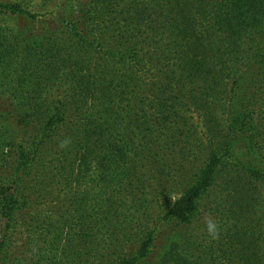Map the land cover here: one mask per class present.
Segmentation results:
<instances>
[{"label":"trees","instance_id":"obj_1","mask_svg":"<svg viewBox=\"0 0 264 264\" xmlns=\"http://www.w3.org/2000/svg\"><path fill=\"white\" fill-rule=\"evenodd\" d=\"M147 2L92 0L75 11L73 0H60L38 16L32 0H0L8 18L61 23L50 35L25 32V52L0 18V96L15 97L11 77L23 82L22 58L34 79L59 68L73 84L62 101L38 102L34 92L9 111L30 131L19 143L14 129L0 140L11 168L0 175V264H12L24 189L16 178L38 163L43 195L60 190L80 205L76 237H53L65 250L77 244L86 257L109 242L111 264H137L150 242L124 252L119 202L146 201L145 175L154 170L168 216L221 223L212 222L217 246L196 235L200 245L184 264L218 256L219 264H264V0ZM94 200L104 205L90 217L83 204Z\"/></svg>","mask_w":264,"mask_h":264},{"label":"rangeland","instance_id":"obj_2","mask_svg":"<svg viewBox=\"0 0 264 264\" xmlns=\"http://www.w3.org/2000/svg\"><path fill=\"white\" fill-rule=\"evenodd\" d=\"M2 1L16 2L19 0ZM59 1L32 0L33 5L29 10L39 16L45 9L52 12L55 4H58ZM91 1L73 0L71 4L73 9L78 11L91 3ZM150 3H152V0L147 2L148 5ZM153 6L155 7L156 5ZM55 11L56 16L54 14L53 17H57V14L59 15L60 13V10L55 9ZM0 18L4 19L3 24H6L5 29L7 32L15 35L14 44H19L23 47L24 51L26 43L22 40L25 32L31 34L33 29L36 28L35 34L38 30H41L43 35H50L57 31L56 27L61 24L59 19L43 23H33L30 21L32 23L30 24V22L27 23V21L22 19H11L2 14H0ZM23 61V58L22 60H17V69H21L22 73L25 74L24 77L21 75L23 82L18 83L17 80H14V75L11 77L10 89L15 93L16 98L12 96L11 98L3 99L0 96V140L9 138L10 133L8 131L14 129L16 131L15 134L13 133L14 140L19 143L21 135H23L22 133L30 131V128H28L30 125L29 121L15 120L10 115L11 113H9L11 109H14L15 105H18L22 101V98H18L17 96L32 97L33 93L36 92V100L38 102H43L44 100L48 102L62 101L66 90L73 85L69 84L72 82V79H66L59 68L54 70V74L50 78H47L48 73L43 71L41 73L46 75L43 81L34 79L29 67H26V64L22 65ZM13 70H16V68H13ZM11 73L13 74L14 71ZM32 102L36 101L32 100ZM7 154V151H4L3 154V151L0 150L1 176L11 171V168L7 167L4 161ZM56 157H59V155H56ZM43 172L44 167L38 163L31 173L23 176L22 180L16 178L20 185L23 184L24 189L20 196L19 209L13 231V246L11 249L12 254L10 255L12 264H111L113 252L107 248L109 242L101 244L99 247L92 245L91 250L93 251L90 250L91 252L86 254V257L80 256L79 252L81 250L77 244L76 246L69 245L66 250L63 246L64 243L59 244L62 241H66L67 243L68 238L72 235L76 237L75 233L78 228L77 218L79 216L77 210L80 208V205L74 204L72 200L69 201L70 197L67 194L64 196L60 190H57L52 195L44 196L45 192H42L44 186L41 182L46 176L45 178L41 176ZM23 180L25 181L23 182ZM50 185H54L56 188L59 187L55 183H51ZM160 186V179L154 170H150L145 175V189L149 193L147 200H143L140 203H136V200L133 199L119 202L120 211L127 213L126 218L122 217L124 224L121 226L122 230L128 234L124 252L127 254L130 249L135 248L137 240L141 242L147 241L150 242V245L145 254L140 253V255L144 256L137 264H184L186 261H189L188 257L191 256V249L193 247L197 248L200 245L198 242L194 243L198 235L202 236V239L207 237L208 241L211 242L208 243L209 246H217L214 240L218 238L215 237L214 233H210L207 227L210 217L198 216L192 223H185L168 216L166 206H162L160 201ZM103 205L104 203H98V200H94L84 203L83 210L86 211L87 216L94 217L96 209H101ZM137 209L141 214L135 217ZM55 220H58L57 227L50 225ZM211 220L213 223L216 222L218 225H221L218 218L214 217ZM41 233H44V236H41ZM48 234L51 235L46 240ZM55 235L59 236L57 239L63 240L53 239ZM206 242L207 240L203 245ZM97 251H99V254H96ZM222 262H224V257L218 256L217 263L214 264Z\"/></svg>","mask_w":264,"mask_h":264},{"label":"clouds","instance_id":"obj_3","mask_svg":"<svg viewBox=\"0 0 264 264\" xmlns=\"http://www.w3.org/2000/svg\"><path fill=\"white\" fill-rule=\"evenodd\" d=\"M208 228L210 233H214L216 229V225L210 222Z\"/></svg>","mask_w":264,"mask_h":264}]
</instances>
